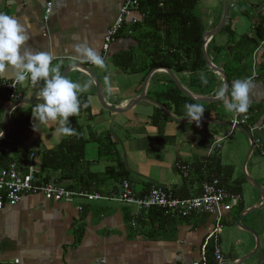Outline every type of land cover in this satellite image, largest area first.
<instances>
[{
  "label": "crops",
  "instance_id": "crops-1",
  "mask_svg": "<svg viewBox=\"0 0 264 264\" xmlns=\"http://www.w3.org/2000/svg\"><path fill=\"white\" fill-rule=\"evenodd\" d=\"M124 1L0 0V12L15 17L24 25L30 37L25 47L52 54L51 66L59 65L61 72L73 64H82L90 68L101 83L106 104L119 107L125 106L130 99L139 95L143 80L151 70L145 72L138 69L147 62L146 53L140 50L137 39L140 35L130 31L129 25L125 24V29L122 28L105 55L104 69L77 55L73 46L86 43L102 55L104 34L114 24ZM48 3H51V10L48 20L44 21L43 14ZM228 3L229 10L225 23H228L235 39L242 35L252 36L258 24L264 26V0H228ZM223 7L224 0L198 1L196 9H203L206 12L201 15L195 9L204 33L213 30L219 24ZM134 17L139 23L144 20L139 8L134 13ZM211 40L217 45H225L230 38L228 34L220 31ZM210 41L205 45L206 52ZM228 48L227 46L226 50ZM130 50L134 51L136 56L140 55L142 64L140 62L134 64L136 72L126 73L115 65L114 57L118 53ZM213 56V52H209L208 57L211 62ZM218 59L219 66L222 67L225 54H220ZM262 63H264V42L253 54L252 74L248 78L253 85L249 93L250 106L264 100V82L258 76L261 71L258 70V66ZM172 73L182 88L193 95L204 96L192 91L187 73L173 71ZM105 77H108V83L105 82ZM217 77L220 79L219 76ZM67 78L81 85L92 81L90 87L81 93L88 100L92 116L88 120L86 113L80 114L79 123L83 127L82 133L88 136V131L91 129L97 136L106 133L111 135L136 194L146 193L152 184L176 190L184 181L189 184V194L192 196L200 194L202 183L198 181L199 176L194 168L211 154L220 155L224 145L219 133L225 132V135L230 137L233 129L206 122L197 124L167 119L159 130L149 122L157 108L153 104L143 101L124 113H113L101 107L93 80L79 67H72ZM14 79L13 67L9 66L5 71L0 72V83ZM170 80L165 71H155L146 85V96L163 105L159 99L161 94L169 88L176 87ZM42 87L43 81L33 84L30 80H26L18 83L17 91L21 95L20 99H39L38 93ZM222 87V85L218 86L215 92ZM2 92L3 90H0V96ZM14 101L17 100L0 99V134L4 112ZM35 106L19 107L9 114L8 134L23 130L22 146L26 150L54 149L65 136H60L56 131L57 122L42 123L33 119ZM218 115L223 118L218 119L215 112L208 118L230 123L232 113L227 112L225 108L221 109ZM27 118L31 119L30 124ZM249 131L254 138V151L257 150L249 157L250 164L251 157L254 155L259 157L258 149L264 148V130ZM242 135L245 147L237 148L236 153H242L243 158L249 148V140L244 134ZM87 147H92L94 152L91 148L92 155L85 157L86 162H83V167L89 166L91 172H104L105 167L111 164L105 161L108 155L100 154L95 141L88 142ZM258 157L253 160L252 170L251 172L248 170L247 174L264 191V176H257V173L256 176L252 175V171L254 173L257 171ZM222 164H224L223 160ZM34 165L37 172L38 162L36 161ZM100 165L102 169L98 168ZM183 165L187 167L186 176L182 175L179 168ZM231 166L234 173L229 185L232 186L233 180H239L241 177L236 174L235 166ZM101 181L103 182L101 189L95 193L111 197L119 193L120 181L114 180L112 175L101 177ZM136 184L138 187H135ZM242 187L243 191L246 189L249 194L248 203L245 202L242 194L243 211L258 207L261 204L259 191L246 179ZM79 206H82L81 211L78 210ZM139 211L111 200L78 199L73 202H63L48 200L42 194H25L16 205H4L0 208V264H195L205 259L208 244L206 239L213 227L212 215L200 213L175 219L159 216L156 211L144 213ZM235 212L236 210L232 209L222 214L220 247L226 264H234L237 259L253 252L256 245L255 235L237 224L242 212L236 217ZM254 212L257 213L243 216L240 225L258 236L259 246L255 254L241 264L263 263L264 207ZM127 214L131 216L139 214L141 216L139 226L135 227L128 223Z\"/></svg>",
  "mask_w": 264,
  "mask_h": 264
},
{
  "label": "trees",
  "instance_id": "trees-1",
  "mask_svg": "<svg viewBox=\"0 0 264 264\" xmlns=\"http://www.w3.org/2000/svg\"><path fill=\"white\" fill-rule=\"evenodd\" d=\"M199 0H139V10L144 15L142 23L134 26H128L133 33L140 35V50L146 53L147 62L141 66L140 70L148 71L152 68H168L174 73L185 72L188 74L190 88L194 93L209 97H215V89L222 85L221 80L214 75L205 64L202 55V34L204 28L198 19L195 9ZM125 29V27H124ZM221 33L228 34L230 40L225 45H217L211 40L207 47V55L213 52L212 63L219 66L218 57L225 54V60L222 69L227 76L229 83V92L226 99L230 98V90L232 83L237 80L248 79L252 74L253 54L264 42V26L258 24L255 26L252 36L242 35L238 39L232 36L228 23H225ZM227 46L229 47L226 50ZM165 47V48H164ZM115 65L126 73L136 72L134 64L139 62L140 55H135L134 51H126L118 53L114 57ZM259 78L264 82V63L258 66ZM171 81V80H170ZM206 81V82H205ZM21 95L18 91L15 93L3 90L0 99L19 100ZM81 108L79 114L69 117L70 126L76 130V135L65 136V138L54 148L45 151H30L22 146L23 130L10 132L3 140L0 141V166H7L14 162L24 172L29 162V156L34 153L33 162H38V170L36 178L42 183H57L65 185L71 190H85L89 193L99 192L101 189V177L112 175L114 180L129 181V174L126 172L123 161L116 150V142L113 141L111 135L106 133L103 136H97L91 129L88 136L82 131L83 127L79 123L81 113L91 119L90 105L87 98L80 94ZM163 105L172 111L178 117H185L186 112L184 105L188 103H200L205 108L202 117H210L215 112L218 119L223 116L218 115L223 109V102L218 103H202L186 97L178 88H169L159 97ZM249 114L247 124L244 125L249 130V125H260L264 123V100L257 105H251L246 112ZM245 114V113H243ZM240 114V115H243ZM169 119L161 110L155 108V113L150 117V124L162 129L165 120ZM30 124L31 119L27 118ZM95 141L97 143L100 154L108 155L105 161L110 162L102 173L91 172L89 166L83 167L86 162V146L88 142ZM257 150L254 151V153ZM259 152V149H258ZM198 177V181L202 184L210 182L213 178L218 179L219 185L228 192L240 196V202L233 209L236 210L235 217L244 209L241 205L243 187L245 178L242 176L239 180H233L232 186L229 181L233 177L234 169L231 165L222 164L219 154H211L207 159L201 160L194 168ZM95 185V186H94ZM189 184L185 181L176 190L175 194L181 198L195 197L189 194ZM144 194V193H143ZM232 210V209H231ZM156 211L159 216H163L158 209L140 210ZM249 214L251 216L256 214ZM140 215L131 216L127 214L128 223L139 226ZM164 217V216H163ZM223 221V220H222ZM202 264H213L212 243L206 246L205 259ZM245 264H249L245 262ZM264 264V252L263 263Z\"/></svg>",
  "mask_w": 264,
  "mask_h": 264
},
{
  "label": "built area",
  "instance_id": "built-area-1",
  "mask_svg": "<svg viewBox=\"0 0 264 264\" xmlns=\"http://www.w3.org/2000/svg\"><path fill=\"white\" fill-rule=\"evenodd\" d=\"M138 0H125L119 10V14L112 26H110L103 37L102 56L108 53L110 46L115 42L118 34L125 24L134 26L138 19L134 13L138 11ZM51 10V3L46 4L43 14L44 21L48 20ZM18 83L16 80L4 81L0 83V90L17 92ZM250 109V107H249ZM248 109V110H249ZM249 114L243 115L232 113L230 123L232 128L236 125L247 124ZM249 130H264V123L260 125H249ZM219 149V146H217ZM260 157L264 158V148H259ZM30 162L23 172L16 163L12 162L7 166H0V208L4 205L14 206L25 194H42L48 200L73 202L75 200L87 201H115L119 204L133 207L139 210L158 209L164 217L175 219L187 218L194 214H210L213 216V227L207 236V243H212L213 264H226L225 257L220 247V235L223 229L222 214L229 212L240 202V196L232 194L219 185V181L213 178L210 182H204L198 196L181 198L172 189H167L161 185L152 184L148 191L142 195L134 192L131 184L127 180L120 182L119 193L113 197L98 193H89L83 190H71L65 185L57 183H42L36 178V167L33 163L34 153L29 156ZM182 175H187V167L179 166ZM82 210V206L78 207ZM198 262L195 264H202Z\"/></svg>",
  "mask_w": 264,
  "mask_h": 264
},
{
  "label": "clouds",
  "instance_id": "clouds-1",
  "mask_svg": "<svg viewBox=\"0 0 264 264\" xmlns=\"http://www.w3.org/2000/svg\"><path fill=\"white\" fill-rule=\"evenodd\" d=\"M29 38L24 25L15 17L0 12V72L11 66L15 69L17 83L30 80L35 84L43 81V87L38 93L40 102L33 109V119L42 123L57 122L56 131L60 136L76 135V130L70 126L69 117L79 114V96L90 87L92 81L81 85L66 78L61 74L59 65L51 66L53 56L50 52L33 51L25 47ZM73 50L77 55L86 58L87 62L101 69L106 67L104 56L86 43L74 45ZM105 82H109L108 77H105ZM252 86L248 79H237L231 85L230 98H225L228 85H224L216 93V97L223 102L227 112L243 114L250 107L249 93ZM184 109L185 117L199 124L205 112L203 105L188 103L184 105Z\"/></svg>",
  "mask_w": 264,
  "mask_h": 264
},
{
  "label": "water",
  "instance_id": "water-1",
  "mask_svg": "<svg viewBox=\"0 0 264 264\" xmlns=\"http://www.w3.org/2000/svg\"><path fill=\"white\" fill-rule=\"evenodd\" d=\"M228 10H229V3L228 0H224V7H223V13H222V17L221 20L219 22V24L211 31L205 32L202 35V55H203V59L205 61L206 67L214 74L220 77L221 82H222V86L224 87V85H228V91L225 94V98L228 95L229 92V83L227 80V76L225 74V72L223 71V69L221 67L215 66L210 58L208 57L206 50H205V45L214 37L216 36L224 27L226 19H227V15H228ZM72 67H79L90 79L93 80L94 82V86L96 89V95L99 101V104L101 105V107L104 110H108L110 112L113 113H124L128 110H130L131 108L137 106L140 102L146 101L149 102L151 104H153L154 106H156L159 110H161V112L166 115L169 119L174 120V121H178V122H194L189 120V118H178L176 116H174L164 105H162L161 103L157 102L156 100L146 96V85L148 83V80L150 78V76L157 70H163L165 71L168 76L171 78V80L174 82V84L176 85V87L188 98L198 101V102H202V103H218L221 102V100H218L217 97H209V96H196L191 94L190 92H188L187 90H185L184 88H182V86L179 84V82L177 81V79L175 78V76L173 75L172 71L169 70L168 68H153L151 69L148 74L145 76L143 83H142V88L141 91L139 93L138 96L130 99L125 106H119V107H115V106H109L108 104H106V102L104 101V97L102 95V87H101V83L98 80V78L94 75V73L90 70V68L82 65V64H73V65H69L66 68L63 69V71L61 72L62 75H64L67 78V74L69 73L70 70H72ZM40 102L39 99H20L17 101H14L10 104V106L5 110L4 115H3V127H2V132L0 134V141L3 140L7 135H8V117L9 114L16 108L19 107H23V106H28V105H36V103ZM199 122H206L208 124H213V125H224L227 128H232V124L229 122H221L218 120H215L213 118H206V117H201ZM233 130H237L239 132H241L242 134H244L247 139L249 140V148L246 152L245 158H244V162H243V174L245 179L252 184L260 193V197H261V204L258 207H252L250 209L244 210L238 220H237V224L239 226H241L243 229H245L247 232L255 235L256 238V245H255V249L253 252L247 254L246 256H243L239 259L236 260V262H234V264H241L243 263L245 260L249 259L250 257H252L255 252L257 251V248L259 246V242H258V236H256V234H254L253 231L246 229L245 227H243L242 225H240V220L243 218V216L248 215L253 213L254 211H257L259 209H262L264 207V191L259 187V185L252 180L249 175L247 174V172L244 170V167L249 159V157L251 156L252 152L255 149V142H254V138L252 136V133L246 129L243 126H234ZM111 134H113L111 132ZM215 135L217 133H214Z\"/></svg>",
  "mask_w": 264,
  "mask_h": 264
},
{
  "label": "rangeland",
  "instance_id": "rangeland-1",
  "mask_svg": "<svg viewBox=\"0 0 264 264\" xmlns=\"http://www.w3.org/2000/svg\"><path fill=\"white\" fill-rule=\"evenodd\" d=\"M196 12L198 14H201L203 13L204 15V12L205 10L203 11V9H196ZM206 13V12H205ZM220 132V130H218ZM230 131V130H229ZM232 135L229 137L227 135H225V132H220L219 133V138H221L222 142H223V145H224V148L221 152V158L224 162V164H227V165H234L235 168H236V174L239 176V177H244V174H243V162H244V158H245V155L244 157L242 158V153H236L237 152V148L243 146V148L245 147V141H244V136L237 130H234L232 131ZM221 142V144H222ZM94 145V144H93ZM92 147H87L86 148V156L85 157H89L90 155H92V153L90 152ZM92 152H94L93 148H92ZM258 157L257 155H254L253 157H251V161H250V164H249V161H248V166L246 165V172L248 173V170L251 172L252 170V164L253 163V160ZM258 166L256 167V170L255 173L252 171V175L256 176V173H257V176H264V158H261L260 156L258 157ZM103 162H101V165H102ZM99 166L98 168L102 169V166ZM255 167V166H254ZM252 179V177H250ZM135 187H138V185L136 184ZM247 187V186H246ZM249 188V187H247ZM243 197H244V200L245 202L248 203V197H249V194L248 192L246 191V189L243 191Z\"/></svg>",
  "mask_w": 264,
  "mask_h": 264
}]
</instances>
